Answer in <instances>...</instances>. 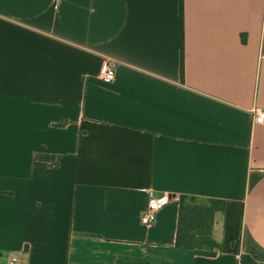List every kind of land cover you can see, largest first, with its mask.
Wrapping results in <instances>:
<instances>
[{
	"label": "crops",
	"instance_id": "obj_1",
	"mask_svg": "<svg viewBox=\"0 0 264 264\" xmlns=\"http://www.w3.org/2000/svg\"><path fill=\"white\" fill-rule=\"evenodd\" d=\"M255 108L264 0H0V264H264ZM181 194L226 201L215 256Z\"/></svg>",
	"mask_w": 264,
	"mask_h": 264
},
{
	"label": "trees",
	"instance_id": "obj_2",
	"mask_svg": "<svg viewBox=\"0 0 264 264\" xmlns=\"http://www.w3.org/2000/svg\"><path fill=\"white\" fill-rule=\"evenodd\" d=\"M180 209L177 227V246L198 254L215 256L220 244L213 236L216 215L224 213L226 201L219 198H199L179 195ZM243 262L254 263L243 257Z\"/></svg>",
	"mask_w": 264,
	"mask_h": 264
},
{
	"label": "built area",
	"instance_id": "obj_3",
	"mask_svg": "<svg viewBox=\"0 0 264 264\" xmlns=\"http://www.w3.org/2000/svg\"><path fill=\"white\" fill-rule=\"evenodd\" d=\"M116 76V71L113 65L109 61H105L102 65L99 78L104 81H113ZM255 123L264 124V108H255ZM171 200L169 194H156L154 192H149L147 208L141 216V222L144 225L150 226L153 225L156 221L157 213L160 209L166 206ZM16 258H13V261H16Z\"/></svg>",
	"mask_w": 264,
	"mask_h": 264
}]
</instances>
